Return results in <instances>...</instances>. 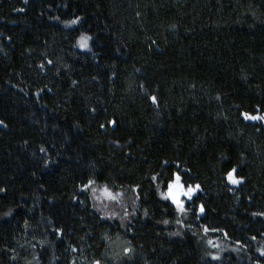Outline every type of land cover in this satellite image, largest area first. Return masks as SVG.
Instances as JSON below:
<instances>
[{
    "label": "trees",
    "instance_id": "obj_1",
    "mask_svg": "<svg viewBox=\"0 0 264 264\" xmlns=\"http://www.w3.org/2000/svg\"><path fill=\"white\" fill-rule=\"evenodd\" d=\"M245 113L264 115V0H0V264H264ZM177 172L200 186L184 214L159 195Z\"/></svg>",
    "mask_w": 264,
    "mask_h": 264
},
{
    "label": "snow or ice",
    "instance_id": "obj_2",
    "mask_svg": "<svg viewBox=\"0 0 264 264\" xmlns=\"http://www.w3.org/2000/svg\"><path fill=\"white\" fill-rule=\"evenodd\" d=\"M78 23L77 20L71 21V24H76ZM91 39V37L88 36H81L80 40L78 41L79 47L81 49H87L88 48V41ZM51 63V61H49ZM152 102L155 104L156 103V98L153 96L151 97ZM245 120H252V121H264V115H248V114H243ZM2 123V121H0ZM43 151V149H41ZM236 169H232L230 172L227 174V179L230 183L232 184H239L242 181L235 176ZM153 180H156V177L152 178ZM94 181H89L88 185H85L84 188L87 189L91 184H93ZM159 190V185L157 186ZM199 185L192 186V185H185V182L183 181L182 175L177 172L174 173L172 178L167 182L166 184V191H160L159 195L160 198L166 201H170L172 205L175 206L176 210L184 214L185 213V203L182 198H186L188 201H192L193 196L195 193L199 190ZM0 191H3L0 189ZM95 189H93V192L95 193ZM103 195L107 197L108 199H116V196H113L112 193H110L107 188L103 190ZM99 199V197H97ZM204 208L203 206L200 207V212L203 213ZM127 215V213H126ZM164 223H168V221H164ZM177 223H180V221H177ZM205 232L208 231L207 228L204 229ZM178 234V233H177ZM211 243V241H209ZM131 249H126L125 252H129ZM219 257H213V259H218ZM98 264V262H97Z\"/></svg>",
    "mask_w": 264,
    "mask_h": 264
},
{
    "label": "rangeland",
    "instance_id": "obj_3",
    "mask_svg": "<svg viewBox=\"0 0 264 264\" xmlns=\"http://www.w3.org/2000/svg\"><path fill=\"white\" fill-rule=\"evenodd\" d=\"M25 1H29V0H25ZM81 36H86V35H81ZM81 36L78 38V40H77V45H76V47H77V49L79 50V51H81V52H88L89 50H90V45H91V40L92 39H90L89 41H88V48L87 49H81L80 47H79V44H78V41L80 40V38H81ZM263 122V124H264V121H262ZM94 189L96 190L95 191V193L93 192V197H94V200H95V202H96V205H97V207H98V210L100 211V212H102V214H104V216H108V217H110V216H113V214L111 213V211H112V208H113V205H115L116 207H117V210L119 209V211L121 210V208L123 207H121V198L119 197V196H117L116 194H114L113 196H116V199H108L107 197H105L104 195H103V188H96V187H94ZM93 191V190H92ZM97 197H99V199L97 198ZM117 198H119L120 199V201H119V199H117ZM183 200H184V203H185V206L187 205V204H189L190 203V201H188L186 198H182ZM170 202V201H169ZM171 203V202H170ZM174 206V205H173ZM175 207V206H174ZM115 209V208H114ZM113 209V210H114ZM214 249H215V251H216V253H221V252H223L224 250H222V248L218 245V244H214ZM214 257H217V256H215L214 255Z\"/></svg>",
    "mask_w": 264,
    "mask_h": 264
}]
</instances>
